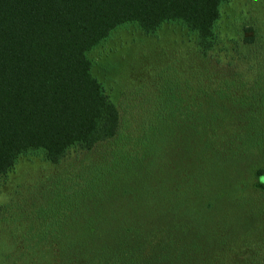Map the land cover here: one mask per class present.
Returning <instances> with one entry per match:
<instances>
[{
    "label": "trees",
    "instance_id": "16d2710c",
    "mask_svg": "<svg viewBox=\"0 0 264 264\" xmlns=\"http://www.w3.org/2000/svg\"><path fill=\"white\" fill-rule=\"evenodd\" d=\"M226 1L0 0V174L27 150L56 164L119 137L109 143L116 158L46 212L39 233H0V264H175V251L185 264L216 236H237L240 216L253 215L242 185L264 191V76L228 80L202 68L185 101L168 97L120 135V110L90 57L129 23L146 34L176 24L206 53ZM202 91L219 102L203 104Z\"/></svg>",
    "mask_w": 264,
    "mask_h": 264
},
{
    "label": "rangeland",
    "instance_id": "374dc122",
    "mask_svg": "<svg viewBox=\"0 0 264 264\" xmlns=\"http://www.w3.org/2000/svg\"><path fill=\"white\" fill-rule=\"evenodd\" d=\"M217 26L214 44L206 53L199 50L192 34L179 32L176 24H164L153 34L141 32L134 24L120 25L91 50L93 73L120 110V135L131 129L136 132L142 118L168 97L173 102L179 98L185 101L186 85L190 88L193 80L196 85L202 82V77H194L202 68L205 74L228 80L237 71L250 81L257 74L264 76V0H227L221 6ZM247 27L253 29L250 41L243 38ZM216 96L202 91V103L213 100L211 105L215 106L219 102ZM117 142L116 136L89 152L73 150L56 164L49 163L40 149L20 154L14 165L0 174V233L20 236L32 226H37L39 233L46 212L74 200L94 167L116 158L118 151L111 152L109 143ZM241 197H247L253 215L240 216L237 236L232 240L228 236L218 241L217 236L215 241L211 238V247L185 264H264V191L248 189L245 183ZM77 212L69 211V219L78 217ZM175 254V264H179L182 259L178 251Z\"/></svg>",
    "mask_w": 264,
    "mask_h": 264
}]
</instances>
